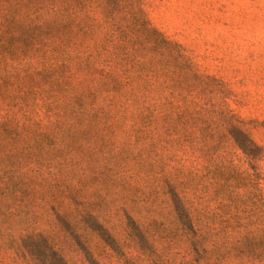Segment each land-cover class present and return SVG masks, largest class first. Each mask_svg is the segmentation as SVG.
I'll return each mask as SVG.
<instances>
[{"label":"trees","instance_id":"16d2710c","mask_svg":"<svg viewBox=\"0 0 264 264\" xmlns=\"http://www.w3.org/2000/svg\"><path fill=\"white\" fill-rule=\"evenodd\" d=\"M203 79L181 45L150 24L140 0H0V264H17L19 254L33 264H66L29 225L47 208L119 245L96 203L80 197L83 181L79 189L62 186L46 165L63 148L109 140L115 129L152 146L206 145L214 131L216 142L232 139L254 158L260 149L231 111L196 101ZM179 201L182 264H264V215L225 210L195 219ZM141 233L160 257L157 236Z\"/></svg>","mask_w":264,"mask_h":264},{"label":"rangeland","instance_id":"374dc122","mask_svg":"<svg viewBox=\"0 0 264 264\" xmlns=\"http://www.w3.org/2000/svg\"><path fill=\"white\" fill-rule=\"evenodd\" d=\"M140 3L150 24L181 45L197 72L209 78L195 87L196 101L231 111L260 150L248 157L230 137L225 144L216 142L214 131L206 145L188 140L183 146H152L122 129L109 140L94 139L92 146L58 147L46 165L62 186L79 189L83 181L80 197L96 203L99 222L106 221L119 240L106 246L53 210L39 211L29 225L48 237L66 264H182L180 197L191 205L195 219L225 210L243 217L264 215V0ZM146 228L157 236L160 257L150 252L141 233ZM17 259V264H33L20 254Z\"/></svg>","mask_w":264,"mask_h":264}]
</instances>
